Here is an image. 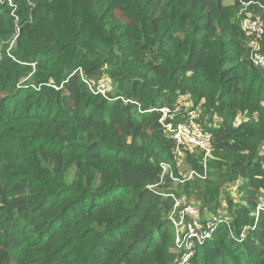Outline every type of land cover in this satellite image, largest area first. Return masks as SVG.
Segmentation results:
<instances>
[{"label":"trees","instance_id":"1","mask_svg":"<svg viewBox=\"0 0 264 264\" xmlns=\"http://www.w3.org/2000/svg\"><path fill=\"white\" fill-rule=\"evenodd\" d=\"M11 1L0 2V264H264V218L251 214L264 192V66L237 18L245 7L264 30V0ZM103 77L107 97L89 89ZM161 108L173 125L199 114L205 178L177 170ZM184 154L203 175V152ZM162 163L184 179L177 189ZM170 192L213 215L199 240L183 216L192 246H176Z\"/></svg>","mask_w":264,"mask_h":264},{"label":"built area","instance_id":"2","mask_svg":"<svg viewBox=\"0 0 264 264\" xmlns=\"http://www.w3.org/2000/svg\"><path fill=\"white\" fill-rule=\"evenodd\" d=\"M1 3L7 2L8 5L14 6L11 0H0ZM244 4V3H243ZM245 7L240 8L237 12V18L239 20V24L241 30L247 35L251 36L249 40V45L251 47L249 60L254 66H264V53H260L257 51L258 41L261 39L263 35V28L259 22L258 18H253L249 16V14H244ZM17 22V18L15 19ZM18 30V28H17ZM13 42V39L11 43ZM106 82V81H105ZM107 83V82H106ZM89 89L92 92L100 93L103 97H107V93L109 92L110 87L106 88L105 84H100L99 82L94 86L92 83L89 84ZM162 116L159 119L160 124L164 127L165 133L169 139L173 141L176 146L175 156L178 160H182L185 156L184 151L186 149L190 150H199L204 154V173L203 175H199L198 172L191 170L189 172L190 178L192 179L194 176L205 178L206 177V158L210 156L211 148H210V133L205 128L204 124L199 122V114L196 111H189L186 119L182 123H178L173 125L170 122H165V118L168 114V109L161 108ZM161 174L160 180L162 182L163 176L169 175L172 180L183 182L184 179H175L172 177V166L168 163H162L161 165ZM187 179V177H184ZM168 195L172 198L174 202V210L170 214V219H172V223L174 224H182V219L184 215H188L191 219V222L187 224V232L189 236L195 237L199 240V235L195 232V227L198 225L197 210L195 206L191 203L182 202V198H177L172 192L168 193ZM180 208V209H179ZM180 216L179 219H174L177 214ZM176 214V215H175ZM255 217H258L260 214L264 218V205L260 204L256 207V209L251 213ZM209 222L207 223V225ZM178 236V235H177ZM176 236L175 243L178 248L189 247L190 245H186L187 242H184L182 238ZM243 234H241V237ZM183 263V262H182Z\"/></svg>","mask_w":264,"mask_h":264},{"label":"rangeland","instance_id":"3","mask_svg":"<svg viewBox=\"0 0 264 264\" xmlns=\"http://www.w3.org/2000/svg\"><path fill=\"white\" fill-rule=\"evenodd\" d=\"M232 0H224L225 3L227 2H231ZM107 83H106V82ZM100 84H105L106 85V88L110 87L109 91H111V81L109 79H107L106 77H103L99 80V86ZM187 150V149H186ZM263 150H264V147H263ZM176 168L177 170L180 172V174H182L183 177H187V179L190 178V170L188 168V166L184 163V159L182 160H177V163H176ZM203 169H204V162H203ZM170 177V176H169ZM172 180V179H171ZM164 180H162L163 182ZM172 185L171 186H168V187H165V188H168V189H177V186H176V181L175 180H172ZM235 188H236V183L235 184H232V185H229L227 188H226V193L227 195L232 199V201H236V194H235ZM260 201H261V204L264 205V192H261L260 195ZM221 203H222V207L219 211H221L222 213H225L226 212V209H227V205H226V200L224 198V195L222 194L221 196ZM197 202V201H196ZM193 204V203H192ZM196 206V210L198 212L197 214V217H196V220L199 221V219H201V217H204V218H210L212 217L213 215L210 213V212H203L200 210V204L199 203H194ZM177 216V215H176ZM173 217L174 219L176 218ZM177 219V218H176ZM184 228L183 225H180V224H174V232H175V236H177L179 238L180 236V231ZM176 238V237H175ZM186 245H190L192 246V243L191 241L190 242H187ZM186 260V259H185ZM185 260L183 261V263L181 264H185Z\"/></svg>","mask_w":264,"mask_h":264}]
</instances>
